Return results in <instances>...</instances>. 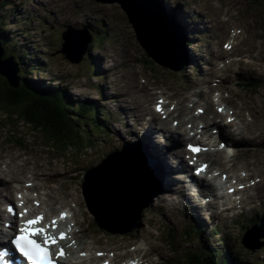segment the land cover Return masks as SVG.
<instances>
[{
  "label": "water",
  "instance_id": "obj_1",
  "mask_svg": "<svg viewBox=\"0 0 264 264\" xmlns=\"http://www.w3.org/2000/svg\"><path fill=\"white\" fill-rule=\"evenodd\" d=\"M107 1L119 2L128 12L138 39L155 62L182 69L184 43L178 27L169 16L161 11H141V3L137 0ZM3 55L0 47V76L7 84L3 83L8 89H19L17 67L13 61L3 60ZM159 176L161 169L147 151L128 145L124 152L88 174L89 205L98 214L109 215L104 214L113 222L127 228L134 226L141 211L158 195Z\"/></svg>",
  "mask_w": 264,
  "mask_h": 264
},
{
  "label": "rangeland",
  "instance_id": "obj_2",
  "mask_svg": "<svg viewBox=\"0 0 264 264\" xmlns=\"http://www.w3.org/2000/svg\"><path fill=\"white\" fill-rule=\"evenodd\" d=\"M3 1H6V0H0V3ZM9 1L14 4L13 7H16L17 3H19L21 8H23L25 10V13L22 10L18 11L20 13V15H18L17 17L20 19V22L16 23L17 22L16 20H19V19H16V17L14 18L12 16L14 14V12H13L14 10L13 9H3L2 10L0 7V16L1 15L9 16L7 21L3 22L4 25L8 26L7 30H9V32L11 30L10 28H12V30H17L16 35H13V33L10 32V34H9L10 40L12 42H17L19 44H23L24 46H28L30 48L32 46L33 53H32L31 58L35 60L38 57H42V64H44L46 66V71L48 73V75H47V74H44L45 71L42 73L35 72L33 74H30L29 77L30 78L31 77H33V78H44L47 81H49L51 78L50 75H53V76H56L58 78L62 87H65L66 85L69 86L67 92L68 93L73 92V94H74L73 99L83 100L86 98H94L96 96L95 92H91L92 90L90 89V87L91 86L93 87L96 85V82H95L96 79L94 77L93 78L81 77V76L87 75V73L89 72L87 70L88 67H85L84 69H79L75 66H71L70 64H68L66 62H62L59 57H55L56 55H55V53H53V52H55V49L53 48V46H50L49 44L53 43L55 45L58 43L57 27H61L63 24L69 23L70 21H75V22L78 21V24L77 23L76 24L78 26H81L84 22H88V21L94 22L95 20L97 21V20L101 19L102 17L99 18L100 15L96 14V11H99L101 9L100 6H94L93 4H89V2H84V3H82L83 4L82 6L77 4V5H73V6L71 5L69 7L70 1L74 2V0H60V1H57V0H42V1L41 0H32V2L30 0H8V2ZM158 1H160V5L163 7L164 10L167 9L164 0H158ZM237 1L239 3H241L240 0H237ZM50 2L52 5L57 6V7H53V8L56 10V12L58 11L59 14L55 13L54 17H52L50 19H46L43 16H41V14H40L41 11L38 9L37 3H39V4L45 3V4L51 5ZM187 3H188V6L186 7L183 15L190 14V17L184 18V23L186 24L187 27H189V26H192L190 24L192 23L193 18L196 17L195 15L201 10V7L199 6V3H200L199 0H187ZM109 6L117 8L114 4H112V5H107L106 10ZM180 6H182V5H180ZM118 7L120 10H122L119 5H118ZM48 9H50V6L48 7ZM69 9H70V11L68 12L69 14H68L67 20H64L63 14H61V13H64L65 10L68 11ZM78 9L84 11V13L81 16H78V13H77ZM195 9L197 10L196 12H195ZM159 10H162V9H159ZM30 11L32 12L31 16H34L36 18V20H35V24H33L32 26H28V28H31L32 30L27 29L29 32L25 33L24 29L26 26L24 25L23 21L28 20L29 22H31V16H29V14H27ZM10 14H12V15H10ZM205 16H206L207 27H208L210 15L205 14ZM113 17H115L114 14H113ZM214 18L216 19L215 16H214ZM41 20H43L44 22L41 23V25H38V24H40ZM202 22H203V19H202ZM12 23H15V24L12 25ZM120 29L121 30L123 29L122 31H124V34H123L124 38H126L127 40H130L132 38L134 44L136 46H138L137 47V53L142 54L143 52H145V50L143 48L139 47V43L136 40L134 29H133L132 25L130 24V22L128 21V19L126 20L125 24H121L120 26L115 27L114 32H117ZM212 30H214L213 37L215 38V42L219 41V36H220V31H221L220 27L218 25H216ZM26 35L28 36V38H25ZM12 42L10 43L11 46H12ZM196 42H198V41H196ZM196 42H195V44H196ZM5 44H7V43L5 42ZM33 46L36 47L35 50L33 49ZM5 48L8 50L7 46ZM119 48L127 49L126 56H127V58L132 59L133 54L128 52L129 44L127 42H124L121 47L117 48V50ZM12 49H13V47H12ZM41 51L43 52V54L41 53ZM14 52H16V51H14ZM17 52L19 54L20 49H17ZM132 53H134V51H132ZM101 55L105 56L104 53L98 52V53L92 55L91 57L95 58L96 60L97 59L99 60ZM49 57H53V59H51ZM39 60H41V59L39 58ZM106 62H109V60H107ZM35 70L36 71L42 70V66H40V65L35 66ZM29 73L30 72L28 71L27 74H29ZM137 74H138V72H137ZM263 76H264V72H263ZM183 78H186V74H185V76L183 75V77H180V76L174 77V79H176V80H184ZM128 82H129V86L126 87V89H124L125 92H123L122 95L126 96L125 93L127 90L129 92V95L133 96L135 94V91L136 92L138 91V90H135V88H134V86L136 85V82H135L133 77H130ZM260 82H262V81H260ZM102 84H104V85L109 84V81L102 82ZM259 84L260 85H256L255 90H262L261 86H263L264 83H259ZM174 85H180V83L175 82ZM127 88H129V89H127ZM87 89H89V90H87ZM129 90H131V91H129ZM146 101L147 100L141 101V100H139V98H137L136 100H134V103H136L135 105L140 106L141 104H143ZM262 102H264V99L262 100ZM101 105H103V104H100V106ZM126 105H128V104L124 103V104L120 105V107H119V106H113L111 104V102H105L104 103L105 107L108 106L105 108V111H108V112L111 111L113 114V117H115L117 119L115 122H119L120 120L118 119V114H116V112L111 110V107L120 114L121 111H125ZM129 107L130 106L128 105L127 108H129ZM260 108H261V106H260ZM262 108H264V104L262 105ZM119 126H120V124H117L116 129H114V130L118 131L119 129L117 130V127H119ZM28 129H29V127H26V126H23L21 129H19V131L23 132V134L26 136V138L28 140L27 142L32 144L31 142L33 140H37L39 143H42L45 146L46 145L49 146L48 142L51 141V139L46 140L47 138L44 137L43 135H42V137H40L38 133H34V132H32V130L28 131ZM16 131H18V130H16ZM5 135L6 134L3 133L2 136L0 137V140H3ZM120 139H122L121 134L118 137H114V138L110 137L109 141H110L111 145L118 146V140H120ZM91 142H92L93 148L86 150L84 152L85 154H88V157L85 159V156L83 154L81 156V158L80 157L78 158V156L76 155L74 158V165H79L81 162H88V159L91 158V155L97 156V155H100L102 152L107 151V148H108L107 145L105 143H102L101 141H98L96 137H91ZM4 145H6V142L1 144L0 147H3ZM49 154L52 156H55V157L57 156L56 153H53L51 151L49 152ZM18 161H16V164H19ZM60 161H61V159H60ZM5 162L9 163V160L7 159V160H5ZM57 163H60V168L63 167L62 162H57ZM48 168H50V167H48ZM60 175L63 176V173L60 172ZM62 179H63V177H62ZM78 195H79L80 201L84 202L83 194L78 191ZM215 205H217V204H215ZM151 215H152L151 212H149L148 215L146 214L144 216V218L142 219L143 222L152 224L153 219H151ZM210 218L212 220V217H210ZM135 230L140 231L141 229L139 227H137ZM208 239H210V238H208ZM158 247H159L158 243H155L154 248L158 250ZM192 250H196V248H192ZM254 260L257 263H259L261 261V258L257 257Z\"/></svg>",
  "mask_w": 264,
  "mask_h": 264
},
{
  "label": "trees",
  "instance_id": "obj_3",
  "mask_svg": "<svg viewBox=\"0 0 264 264\" xmlns=\"http://www.w3.org/2000/svg\"><path fill=\"white\" fill-rule=\"evenodd\" d=\"M5 30V26L2 25L0 27V39L2 40L1 35ZM9 34L7 32L4 45L9 39ZM11 47L16 51V54L19 48L14 45V42ZM0 81H2L0 82V105L3 109L17 112L20 118L31 124L36 131H39L47 139L50 136L59 141L67 142L79 139L82 133V125L79 120L82 116L80 113L70 112L73 104L61 89H53L52 92L49 88H47L48 90L44 88L41 91L38 88L37 81L32 82L25 78L22 88L13 90L5 86L6 80L4 82V79L0 78ZM74 119H78V121ZM192 257L196 264H204L199 256ZM210 263L214 264L213 261H210ZM222 264L226 263L222 262Z\"/></svg>",
  "mask_w": 264,
  "mask_h": 264
},
{
  "label": "bare ground",
  "instance_id": "obj_4",
  "mask_svg": "<svg viewBox=\"0 0 264 264\" xmlns=\"http://www.w3.org/2000/svg\"><path fill=\"white\" fill-rule=\"evenodd\" d=\"M164 2H165V4H166V8L167 9H165V11L167 12V13H169L171 16H173V18H174V20L178 23L179 22V24H181V26H182V29H183V31H185V29H186V24H184L183 22H184V18H187V17H190V14H185V15H183L184 14V12H185V9H186V6H184V5H182V6H177V4H179V3H183V0H164ZM159 3H160V1H159ZM70 4L73 6V5H76L75 3H73L72 1H70ZM176 5V6H175ZM55 7H57V6H55ZM19 10H23V9H19ZM197 10L195 9V12H196ZM55 13L56 14H59L58 13V11L56 12V10H55ZM18 12H16V13H14V18L16 17V19H19V18H17V16H18ZM197 15V14H196ZM101 16H99V18H100ZM35 20H36V18L34 17V16H31V23L32 24H29V23H27L26 21H23L24 22V25L26 26V28H28V26H32L33 24H35ZM101 20H102V22H103V18H101ZM218 20L220 21V19L218 18ZM20 22V19L19 20H17V22L16 23H19ZM209 23V22H208ZM3 25H4V23H2ZM77 24H78V22H77ZM5 26V29H7V27L8 26H6V25H4ZM212 28V27H211ZM28 30H32L31 28H28ZM198 30H200V31H198ZM7 32H8V34H9V30H7ZM182 32V31H181ZM214 32V30H212V29H210V30H208L207 32H205L202 28H200V29H196V34H194L195 36H197L198 38H200V37H203V38H205L208 42H210L211 41V38L213 37V33ZM83 34H86V35H88V36H90V37H94V38H102L103 37V35H104V33H101L100 34V32H94V33H90V34H88V33H84V32H82ZM219 33V32H218ZM216 34V33H215ZM191 35H193L192 33H183V36H185V38H186V43L189 45V48L191 49V50H193V49H195V48H193V44L197 41L196 39H194L193 41H192V43H190V37H191ZM25 38H28V36L26 35V37ZM0 41H2V39H0ZM9 41H11L10 40V38L9 39H7V41H6V43H11V42H9ZM12 45H13V43H12ZM15 45V44H14ZM45 46V45H44ZM35 48L36 47H34L33 46V49L35 50ZM196 54H193V57H198V53L199 52H203V50L201 49V48H197L196 47ZM13 53H15L14 52V49H13V51H12ZM31 52L33 53V51H32V49H31ZM41 53L43 54V52L41 51ZM204 53H206V52H204ZM18 54V52L16 53V55ZM19 56H21V53H19L18 54ZM201 55V54H200ZM189 57H190V54H189ZM40 57H38L37 59H35L36 61H40V60H38ZM91 60H96L95 58H92ZM98 60V59H97ZM108 60V58L107 57H105V56H100V59L98 60L99 62H101V61H107ZM45 66V65H44ZM213 66H214V61L213 62H211V68L213 69ZM200 69H201V65H200V67H199ZM202 70V69H201ZM17 73H19L18 71H17ZM22 74V73H21ZM208 76V74L207 75H205V77H207ZM29 78V77H28ZM33 80V79H32ZM106 85H108V84H106ZM106 85H105V87H106ZM100 86H101V88H102V82H100ZM92 87V86H91ZM104 87V86H103ZM130 88V87H129ZM129 88H127V89H129ZM131 89V88H130ZM48 90V89H47ZM86 90V89H85ZM87 90H89V89H87ZM133 90V89H132ZM127 91V90H126ZM129 91H131V90H129ZM53 92V91H52ZM91 92H94V91H91ZM123 92H125V91H123ZM103 93H105V92H103ZM106 94V93H105ZM253 103H254V99H253ZM81 104H85V103H79L78 101H75V103H73V105L71 106V108H70V112L71 113H79V112H81ZM85 106H87V108H93V107H89L88 105H86L85 104ZM128 106V105H127ZM261 106V105H260ZM260 106H254V105H250V106H248L249 107V109H251V111L253 112V114H254V116L256 117V119L258 120V122L260 123V125H261V127H262V129L261 130H259V131H257V132H255V133H253V138H251V141L252 142H255V141H257L258 140V138H260V139H262V138H264V108H262V106H261V108H260ZM96 108H100V107H96ZM111 110H113L114 112H116V114H118V116L121 118L122 117V115H120L116 110H114L112 107H111ZM124 110V109H123ZM131 111H134L132 108H131ZM89 112H91V111H89ZM91 113H93V112H91ZM81 114V113H80ZM95 116H97V117H99L100 118V116L99 115H97V114H95V113H93ZM132 114H134V113H132ZM139 115H140V112H138V114H137V118H138V121H140V119H139ZM70 116H72L71 114H70ZM129 116H132V115H129ZM74 118V117H73ZM82 118V117H81ZM123 118V120H124V117H122ZM79 119V118H78ZM78 119H74V120H77L78 121ZM151 119V118H150ZM146 120V119H145ZM80 121V120H79ZM138 121H136L137 123L135 124V126H136V128H137V130H138V127L140 128L141 127V123H139ZM155 121H157L156 119H155ZM103 124H105V121H101ZM147 122L150 124L151 123V121H148L147 120ZM111 124H113L114 126H116V123H112L111 122ZM138 126V127H137ZM119 128V130H121V133H123V128H124V125H120L119 127H117V129ZM142 130H143V128H141ZM218 129H221V128H218ZM145 131V130H144ZM118 133H120L119 131H117ZM150 132L148 131V124H147V131H145V133L143 134V137H142V140H140L139 142L143 145V147L147 150V152L149 153L150 151H151V154L153 155V157H154V159H155V161L158 163V165H159V167H160V169H161V178H162V184H161V186L163 187V188H165L164 190H165V192H168L169 190H170V188H171V186H172V182L168 179V177H169V174H170V172L171 171H169V168H168V165H167V162H166V158H164V157H161V156H164L165 155V152L162 150V149H158V148H156L154 145H155V143H157V144H159L160 146H166V145H161L160 143H158V142H155L153 139H151V137H150ZM230 133H228V135H229ZM183 137V136H182ZM182 137L181 136H177L176 137V139H175V141H176V144H179V145H174V146H180V145H183V143L186 141V139L183 137V142L181 143V141H182ZM123 138H125L126 140H128V137L124 134V136H123ZM181 143V144H180ZM170 146V145H169ZM161 151H163V152H161ZM0 154H2L3 156H2V158L4 159L5 158V160L6 159H9V160H11V162L12 163H14L15 164V166H13L12 168H14L15 170H16V172H17V174L14 176V177H12V178H17V177H21L23 174H24V172H23V168H24V165L23 166H20V165H17L16 164V161H18L19 159L18 158H20L18 155H14V150L12 149V147L11 146H9V145H4L3 147H0ZM9 167H11L10 165H7L6 166V168H9ZM5 168V169H6ZM172 169H173V167H172ZM62 175H60V172H59V175H58V177H57V179H59V180H62ZM165 178V182H163V179ZM0 187H3L2 185H0ZM1 190H3V189H1L0 188V191ZM6 190L8 191V190H10V188H6ZM210 192L211 191H213V189H208ZM208 193V192H207ZM213 193V192H212ZM2 194V193H1ZM85 195V194H84ZM207 195H205V197H206ZM213 200H216V198H215V194H213ZM209 200H210V198H208ZM213 200L211 201V203H210V206L212 207H218L219 206V203H220V201H221V199H219V197L217 198V200L215 201V203H213ZM208 202V201H207ZM182 203H184L185 205H186V202H182ZM46 204V203H45ZM215 204H217V205H215ZM175 208L176 207H171V209L172 210H175ZM44 209V208H43ZM160 209H162L163 211H165V212H167V207H165V206H160ZM218 214L219 215H221V218H225L224 216H223V214L220 212V211H218ZM217 216V215H216ZM254 216H256V214H254ZM218 218V217H217ZM225 222H226V219L224 220ZM212 222V220H211V218L209 217V224ZM210 226V225H209ZM208 226V227H209ZM211 227V226H210ZM215 232V231H214ZM211 234H214V233H211ZM205 238H206V236H205ZM211 239L212 240H214V241H217V240H215L213 237H212V235H211ZM203 240H205V242H206V244H210V243H208V241L206 240V239H204L203 238ZM212 243V242H211ZM150 244H152L151 242H150ZM198 244V243H197ZM199 247H200V245H199ZM202 248V247H201ZM228 248V247H227ZM204 249V248H203ZM206 249V248H205ZM226 249V248H225ZM202 254H203V259L205 260V261H207V259H206V254H205V252L203 251L202 252ZM237 261H239V259L237 260Z\"/></svg>",
  "mask_w": 264,
  "mask_h": 264
},
{
  "label": "snow or ice",
  "instance_id": "obj_5",
  "mask_svg": "<svg viewBox=\"0 0 264 264\" xmlns=\"http://www.w3.org/2000/svg\"><path fill=\"white\" fill-rule=\"evenodd\" d=\"M159 107H157V111H159ZM189 151L195 153L198 152L199 149L195 146L189 145ZM202 169H197V173H199ZM8 211L11 213L13 209L10 207ZM64 213H61V218L64 217ZM41 217L37 216L35 220H27L25 222V227L20 228V234L15 236L14 239H10V243L15 246L17 251L20 254L31 261V264H48L47 257L48 251L45 248H42L38 245L33 239L30 237L37 233H41L43 229H30L28 226L34 225ZM53 226H55V221H53ZM65 234L63 232L60 233V239H64ZM48 241L55 243V240L51 237L48 238ZM46 241V242H48ZM62 251L58 252L57 255H62ZM5 255V253H0V256Z\"/></svg>",
  "mask_w": 264,
  "mask_h": 264
},
{
  "label": "clouds",
  "instance_id": "obj_6",
  "mask_svg": "<svg viewBox=\"0 0 264 264\" xmlns=\"http://www.w3.org/2000/svg\"><path fill=\"white\" fill-rule=\"evenodd\" d=\"M160 142H163V140H161Z\"/></svg>",
  "mask_w": 264,
  "mask_h": 264
}]
</instances>
